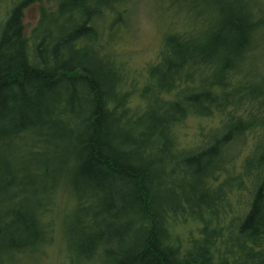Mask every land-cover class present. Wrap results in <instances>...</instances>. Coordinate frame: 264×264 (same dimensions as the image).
<instances>
[{"label":"trees","instance_id":"trees-1","mask_svg":"<svg viewBox=\"0 0 264 264\" xmlns=\"http://www.w3.org/2000/svg\"><path fill=\"white\" fill-rule=\"evenodd\" d=\"M125 1L23 0L0 28V146L19 144L10 158L31 164L22 167L19 185L30 167L39 184H27L37 194L32 211L19 204L9 209L14 194L0 211V257L37 256L39 263L44 216L64 180L76 205L65 213L71 223L63 224L62 241L77 243L84 264L264 261V82L250 86L244 66L264 17H229L191 37L169 33L160 62L149 67V84L136 89L92 49L102 41L99 24L107 12L123 22ZM42 2L59 5L51 13L42 9L30 38L51 23L60 40L25 36L24 12ZM82 40L87 44L79 45ZM32 56L43 62L33 65ZM134 96L144 104L141 111L131 108ZM256 104L249 116L228 114L204 146L185 147L177 138L176 128L190 117ZM256 130L261 141L238 174L241 142ZM9 171L0 169L5 192L19 186ZM249 187L247 211L215 223L226 198ZM187 215L201 222L202 237L183 250L171 229Z\"/></svg>","mask_w":264,"mask_h":264},{"label":"rangeland","instance_id":"rangeland-1","mask_svg":"<svg viewBox=\"0 0 264 264\" xmlns=\"http://www.w3.org/2000/svg\"><path fill=\"white\" fill-rule=\"evenodd\" d=\"M21 1L23 0H0V19L7 17L12 8ZM58 5L57 2H42L31 5L25 10L24 25L27 38L32 36L33 30L41 20L42 9L51 13L57 9ZM121 7L125 11V15L122 16L123 22L118 24V16L115 13L107 12L99 24L103 34L99 44L100 48L96 45L92 49L96 50L104 60L111 61L115 71L126 79L127 84L133 85L131 81L135 82L136 89H141L149 84V67L160 62L164 41L169 33L191 37L199 31H207L213 26L216 27L222 18H227L232 12L240 16L253 12L259 18L264 17V0H126L124 6L121 5ZM49 29L55 30L56 24H51ZM245 64V71L249 74V85L260 86L264 82V29L256 37L253 52ZM126 90H131V87ZM257 107L258 104L255 107L251 105L241 107L242 109L240 108L237 112L227 110L226 113H215L210 118L190 117L184 124L176 128L177 138L185 147L196 149L204 146L208 144L210 135L223 127L228 119V114L236 113V116L247 114L249 116L251 112L257 110ZM131 108L139 111L144 108V104L138 96L132 97ZM261 137L262 132L256 130L247 134L245 142H241V149L236 155V172L238 174L245 158L253 155L254 148L260 143ZM19 147V144L12 148L0 146V169H9L8 175L17 177L18 185L25 175L24 172H21L22 167L31 165L27 160L13 161L10 158V154L15 151L18 153ZM7 165H10V168L6 167ZM28 172H30L29 178L22 181V184L11 192L0 189V211L3 212L8 205L9 196L11 197L12 194L15 196L11 201L12 204L8 207L9 209L15 204H19L24 210L32 211L37 194H35V189L27 184L32 179L38 186L39 184L37 183L38 177H35L36 173L32 172V167L28 169ZM2 178L4 181V176L0 172V182H2ZM224 178L223 176L219 183ZM251 197L250 187L242 192L229 195L226 198L228 202H226L225 208L221 210L224 211V214L220 213V217L218 221L215 220V223L230 222L232 218L244 214L248 209L247 204ZM53 198L54 201L49 206L43 220L47 240L38 264H84L79 259L77 243L71 241L69 244L67 241L63 244L62 241L63 224L69 228L71 223L65 222V213L68 209L67 214H71V209L76 205L75 200L68 194V185L64 180L60 183ZM201 227V222L194 220L189 215L187 218H177L176 224L171 229L172 240L183 250H187L193 239L202 237L199 232ZM65 237V239H71L69 233H65ZM34 260L36 264L37 256L36 259L35 256L31 259L22 255L15 258L12 255H3L0 257V264H34Z\"/></svg>","mask_w":264,"mask_h":264},{"label":"bare ground","instance_id":"bare-ground-1","mask_svg":"<svg viewBox=\"0 0 264 264\" xmlns=\"http://www.w3.org/2000/svg\"><path fill=\"white\" fill-rule=\"evenodd\" d=\"M11 12V11H10ZM10 14V13H9ZM7 15V17H5L4 19H0V28L4 25V21L6 22V20H8L9 18H10V15ZM24 14H25V12H24ZM236 17V18H240L241 16L240 15H237L236 13H234V12H232L230 15H228V17L227 18H231V17ZM64 17H66V16H64ZM227 18H222L221 19V21H223V22H226L228 19ZM50 25H51V23H48V27L50 28ZM46 28L44 31H41V32H39V35L38 36H36V37H34V38H29L30 40H32V42L34 41V40H38V39H40V38H42V36L43 35H53L54 37H56L58 40H60L61 39V35H62V33H56V32H54V31H52L51 29H49V28ZM48 30H51V32L50 31H48ZM250 31H249V33H258L259 32V30H258V28L255 30V28H251V29H249ZM26 36V35H25ZM27 37V36H26ZM78 44L79 45H85V44H87V42L86 41H84V40H82V41H79L78 42ZM42 57V56H41ZM34 57V56H32L31 57V60H30V62L33 64V65H39V64H41L42 62H43V59H44V57ZM221 214H224V211H221L220 212ZM246 262L247 261H244V262H242V263H240V264H246ZM258 263H260V264H264V261L263 260H260L259 262H254L253 264H258ZM247 264H252V263H247Z\"/></svg>","mask_w":264,"mask_h":264}]
</instances>
